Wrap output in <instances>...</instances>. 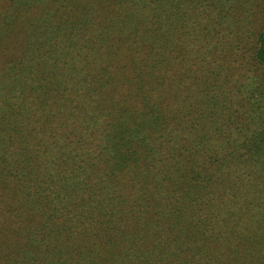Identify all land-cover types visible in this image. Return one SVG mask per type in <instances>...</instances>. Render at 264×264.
Segmentation results:
<instances>
[{"label":"trees","instance_id":"1","mask_svg":"<svg viewBox=\"0 0 264 264\" xmlns=\"http://www.w3.org/2000/svg\"><path fill=\"white\" fill-rule=\"evenodd\" d=\"M0 264H264V0H0Z\"/></svg>","mask_w":264,"mask_h":264}]
</instances>
